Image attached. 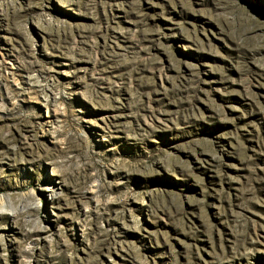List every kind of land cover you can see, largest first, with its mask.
<instances>
[{
    "label": "rangeland",
    "instance_id": "374dc122",
    "mask_svg": "<svg viewBox=\"0 0 264 264\" xmlns=\"http://www.w3.org/2000/svg\"><path fill=\"white\" fill-rule=\"evenodd\" d=\"M0 264H264V0H0Z\"/></svg>",
    "mask_w": 264,
    "mask_h": 264
},
{
    "label": "bare ground",
    "instance_id": "6f19581e",
    "mask_svg": "<svg viewBox=\"0 0 264 264\" xmlns=\"http://www.w3.org/2000/svg\"><path fill=\"white\" fill-rule=\"evenodd\" d=\"M2 213L1 209H0V214Z\"/></svg>",
    "mask_w": 264,
    "mask_h": 264
}]
</instances>
